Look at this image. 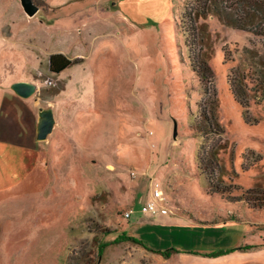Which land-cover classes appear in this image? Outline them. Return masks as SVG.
Listing matches in <instances>:
<instances>
[{
	"label": "rangeland",
	"instance_id": "374dc122",
	"mask_svg": "<svg viewBox=\"0 0 264 264\" xmlns=\"http://www.w3.org/2000/svg\"><path fill=\"white\" fill-rule=\"evenodd\" d=\"M194 1L33 0L29 17L0 0V108L29 81L40 121L60 123L43 167L0 157V264H264V207L248 196L264 189V103L253 92L243 108L228 82L234 67L260 80L264 39L205 21L224 130L205 133ZM57 53L79 64L52 74ZM155 182L165 216L141 211Z\"/></svg>",
	"mask_w": 264,
	"mask_h": 264
},
{
	"label": "trees",
	"instance_id": "16d2710c",
	"mask_svg": "<svg viewBox=\"0 0 264 264\" xmlns=\"http://www.w3.org/2000/svg\"><path fill=\"white\" fill-rule=\"evenodd\" d=\"M194 4L195 6H192L189 13L183 12V17L186 19V16L189 15L188 18L191 24L188 31H186L188 37L186 41L188 42L187 48L190 59L193 60L191 70L198 76L205 90L204 107L206 115L201 128L208 134L215 131L223 133L224 130L219 121V100L214 85L216 73L210 64L214 49L212 50L210 44L211 34L205 21L210 17H215L227 27L244 32H253L264 39V0H195ZM202 20L203 22H201ZM191 42L194 44L189 45ZM49 63L51 73L59 75L70 67L79 64V61L70 60L63 54H54L50 57ZM261 73L260 80L251 82L252 79L248 72H245V68L234 67L231 70L228 76L230 91L234 100L243 108L249 109L254 98L253 92L259 95L255 100L264 103V68ZM209 115H211V119L208 118ZM218 163L217 160V165ZM207 169L206 166L204 170L207 171ZM226 187L230 188L231 186ZM230 191V189H216L214 193L225 194L230 193ZM248 196L253 199L256 207H264V189L259 184L248 191ZM105 246L103 245L102 248Z\"/></svg>",
	"mask_w": 264,
	"mask_h": 264
},
{
	"label": "crops",
	"instance_id": "0c3cea01",
	"mask_svg": "<svg viewBox=\"0 0 264 264\" xmlns=\"http://www.w3.org/2000/svg\"><path fill=\"white\" fill-rule=\"evenodd\" d=\"M15 85L10 88L8 95H5L1 101L0 113L3 116L0 117V145L2 149L0 157L11 151L13 158L15 157V161H17L21 152H28L26 158L20 159V162L21 165L30 166L29 154L37 153L39 157L32 165L41 168L45 161V147L48 146L46 143L52 141L51 137L58 131L60 123L56 119L53 134L48 135L45 141H40L38 139L40 99L35 98L34 94L28 98L19 96L14 90Z\"/></svg>",
	"mask_w": 264,
	"mask_h": 264
},
{
	"label": "water",
	"instance_id": "95a60500",
	"mask_svg": "<svg viewBox=\"0 0 264 264\" xmlns=\"http://www.w3.org/2000/svg\"><path fill=\"white\" fill-rule=\"evenodd\" d=\"M22 7L29 17L35 16L39 12V7L36 6L33 0H21ZM14 90L16 93L23 97L28 98L35 93L33 86L27 83H18L15 85ZM54 120L51 118L42 119L39 124V135L38 139L40 141H45L53 131ZM175 136H177V131H175Z\"/></svg>",
	"mask_w": 264,
	"mask_h": 264
},
{
	"label": "built area",
	"instance_id": "2783aa9c",
	"mask_svg": "<svg viewBox=\"0 0 264 264\" xmlns=\"http://www.w3.org/2000/svg\"><path fill=\"white\" fill-rule=\"evenodd\" d=\"M48 83H52V80L50 79ZM156 184H151L150 191H151V198L145 205L142 207V214L144 215H157V216H165L168 213V210L166 209V203H165V196L162 193V187L159 183L155 182ZM133 215V212H127L125 214V217L127 219L131 218Z\"/></svg>",
	"mask_w": 264,
	"mask_h": 264
}]
</instances>
